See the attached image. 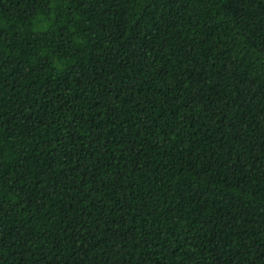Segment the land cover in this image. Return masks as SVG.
Masks as SVG:
<instances>
[{"label": "trees", "instance_id": "16d2710c", "mask_svg": "<svg viewBox=\"0 0 264 264\" xmlns=\"http://www.w3.org/2000/svg\"><path fill=\"white\" fill-rule=\"evenodd\" d=\"M0 264H264V0H0Z\"/></svg>", "mask_w": 264, "mask_h": 264}]
</instances>
